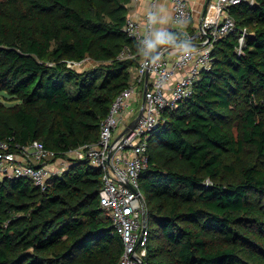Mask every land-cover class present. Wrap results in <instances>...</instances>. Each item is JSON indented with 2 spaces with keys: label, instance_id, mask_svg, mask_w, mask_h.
I'll return each instance as SVG.
<instances>
[{
  "label": "trees",
  "instance_id": "1",
  "mask_svg": "<svg viewBox=\"0 0 264 264\" xmlns=\"http://www.w3.org/2000/svg\"><path fill=\"white\" fill-rule=\"evenodd\" d=\"M129 2L0 0V92L14 102L0 99V140H39L57 157L99 140L140 64L119 57L139 50L124 31ZM229 10L236 30L149 140L147 264H264V0ZM87 58L93 67L68 65ZM101 184L82 160L45 192L25 178L1 181L0 264H117L123 241Z\"/></svg>",
  "mask_w": 264,
  "mask_h": 264
},
{
  "label": "built area",
  "instance_id": "2",
  "mask_svg": "<svg viewBox=\"0 0 264 264\" xmlns=\"http://www.w3.org/2000/svg\"><path fill=\"white\" fill-rule=\"evenodd\" d=\"M129 1L135 3L139 0ZM159 1L151 0L145 16L146 29L134 19L127 20L124 31L137 42L139 50L133 53L126 47L119 57L139 56L140 64L132 69L131 85L117 95L102 122L99 140L67 153L74 154L72 160H82L102 172L100 204L110 216L114 232L123 241V253L117 264H147L145 259L150 228L147 200L141 189L140 177L150 164L149 140L163 124L165 113L177 109L182 101L189 99L201 73L213 67L215 43L237 28L229 9L243 0H215L209 6L212 7V14L206 16L194 30L191 28L194 13L189 1L170 0L173 32L179 33L180 24L186 22L185 30L196 51L191 59L181 61L177 58L178 53L166 55L167 49H164L160 61L149 69H142L143 40L154 26L148 23L147 14H156ZM246 36L247 30L244 29L239 36V53L242 52ZM81 64L68 62L72 68H78ZM145 87L147 92L144 96ZM134 103H139V107ZM141 107L142 113L135 125L130 127ZM52 158H57L56 152L39 140L23 145L14 143L13 138L0 140V182L25 178L45 192L50 188L53 177L60 176L73 163L64 162L65 166L59 172L52 169L49 163Z\"/></svg>",
  "mask_w": 264,
  "mask_h": 264
},
{
  "label": "clouds",
  "instance_id": "3",
  "mask_svg": "<svg viewBox=\"0 0 264 264\" xmlns=\"http://www.w3.org/2000/svg\"><path fill=\"white\" fill-rule=\"evenodd\" d=\"M147 20L150 25H165L168 23V18L158 16L153 12L147 14ZM186 22L180 24V32L169 31L165 27L154 28L147 34L143 40L142 69H149L161 59L164 49H172L178 53L177 58L181 61L191 59L196 49L192 40L188 36Z\"/></svg>",
  "mask_w": 264,
  "mask_h": 264
},
{
  "label": "crops",
  "instance_id": "4",
  "mask_svg": "<svg viewBox=\"0 0 264 264\" xmlns=\"http://www.w3.org/2000/svg\"><path fill=\"white\" fill-rule=\"evenodd\" d=\"M189 4L193 10L194 16L193 19L191 21V28L192 30H194L195 28H197V26L201 23V20L204 19L206 16H210L211 13V9L212 7L208 8L205 16H204V12H205V6H206V2L207 0H188ZM215 0H212V2H214ZM150 4H151V0H139L138 2H129L128 7H129V14L128 17L131 19H134L136 21H138L143 28L146 29L147 27V22L145 19L146 13L150 8ZM156 14L158 16H163V17H167L168 18V23L165 25H154V28H158V27H165L167 28L169 31L172 30L173 32V11H172V7H171V1L170 0H160L158 2L157 5V9H156ZM166 55L172 54V55H177V53H175L172 49H167L165 52ZM137 104L139 103H135L136 107Z\"/></svg>",
  "mask_w": 264,
  "mask_h": 264
},
{
  "label": "rangeland",
  "instance_id": "5",
  "mask_svg": "<svg viewBox=\"0 0 264 264\" xmlns=\"http://www.w3.org/2000/svg\"><path fill=\"white\" fill-rule=\"evenodd\" d=\"M93 66H94V62L90 60L89 58H87L85 61L82 62V64L78 68L79 70H83L85 68H89ZM6 98H8V94L6 92H0V99L4 100L6 104L10 105V103L11 104L14 103L11 100H8ZM134 106H136L135 103H134ZM137 106L139 107V104H137ZM235 132H237L236 128H235ZM72 158H74V154L70 153L64 157L52 158L49 163L51 164V167L53 170H57L61 172L63 170V167L65 166L64 162L66 163L67 161L72 162L73 161ZM60 174H63V172Z\"/></svg>",
  "mask_w": 264,
  "mask_h": 264
},
{
  "label": "water",
  "instance_id": "6",
  "mask_svg": "<svg viewBox=\"0 0 264 264\" xmlns=\"http://www.w3.org/2000/svg\"><path fill=\"white\" fill-rule=\"evenodd\" d=\"M211 3H212V0H207V2H206V8H205V12H204V16H205V14H206V12H207V10H208V8H209V6L211 5ZM203 21V19L201 20V22ZM149 76V73L147 72V77ZM147 92V87H145V90H144V96H145V93ZM144 101H145V98H144V100H143V103H144ZM142 113V107H141V109H140V111H139V113H138V116H137V118L131 123V125H130V127H133L134 125H135V123H136V121H137V119H138V117L140 116V114Z\"/></svg>",
  "mask_w": 264,
  "mask_h": 264
}]
</instances>
